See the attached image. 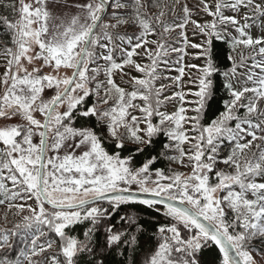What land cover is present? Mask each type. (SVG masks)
Masks as SVG:
<instances>
[{
    "label": "rangeland",
    "instance_id": "obj_1",
    "mask_svg": "<svg viewBox=\"0 0 264 264\" xmlns=\"http://www.w3.org/2000/svg\"><path fill=\"white\" fill-rule=\"evenodd\" d=\"M166 3L163 8L172 19L166 26V38L173 44L160 45L151 35L140 36L120 40L114 51L109 40H103L97 64L90 65L86 58L73 86L53 110L47 128L43 179L50 203L66 206L108 193L133 192L183 202L212 223L222 214L220 191L241 182L242 175L259 172L261 175L248 184L246 195L257 199L264 194V0ZM101 11L95 0H20L14 54L11 60L0 56V189L5 184L11 196L19 195L12 211L21 230L25 227V234L30 231L39 235V223L45 216L58 234L82 217L80 210L49 211L38 197L40 126L51 103L69 82L87 33ZM212 34L229 40L232 46L233 68L224 77L231 98L213 124L201 129L195 115L208 89L204 55ZM89 67L104 73L101 82L111 80L121 90L115 106L121 117L115 121L127 124L136 119L140 143L164 128L152 125V115L165 123L169 139L179 143L184 153L173 177L150 172L146 167L130 172L124 159L104 154L89 132H58L60 118L90 92L84 77ZM256 117L261 121L251 123ZM21 127L29 129L23 148L16 141ZM221 139L232 141L239 173L222 176L218 185L211 187L206 149ZM24 148L26 152L22 153ZM240 194L235 192L231 198L238 200ZM93 213L91 208L86 216ZM176 217L195 231L186 243L189 249L207 242L202 229L182 216ZM246 218L254 234L264 231V196ZM33 223H37L36 229ZM2 228L7 227H0V231ZM7 233L8 228L2 233L3 241ZM240 238L234 241L240 242ZM76 250V242L71 241L64 253L71 257ZM262 251L242 248L241 257L246 264H264ZM28 255L13 264H35L41 257L33 252ZM154 264L177 263L160 253L154 257Z\"/></svg>",
    "mask_w": 264,
    "mask_h": 264
},
{
    "label": "trees",
    "instance_id": "obj_2",
    "mask_svg": "<svg viewBox=\"0 0 264 264\" xmlns=\"http://www.w3.org/2000/svg\"><path fill=\"white\" fill-rule=\"evenodd\" d=\"M102 1L107 5V13L92 36L83 62L87 58L91 61L90 65L97 64L103 40H109L114 51L120 40L137 39L140 36L151 35L160 45L174 43L166 38V26L172 20L163 8L167 5L166 0ZM19 3L20 0H0V56L4 60L6 56L11 60L14 54ZM231 53L229 40L217 38L214 34L210 36L204 55L208 89L195 115L201 129L213 124L231 98L224 79L233 68ZM103 76L101 70L93 67L86 69L84 77L90 92L68 115L60 118L58 132H89L95 136L104 154L124 159L130 172L146 167L150 172L173 177L184 156L180 144L169 139V129H166L165 123H159L154 115L151 117L152 125H163L164 128L149 135L145 143H140V136H137L140 130L137 134L139 127L136 119L127 124L115 121L121 117L115 111L121 90L111 80L101 82ZM260 121L256 117L250 122L258 124ZM20 130L16 141L18 147L23 148L29 129L21 127ZM234 149L232 141L225 139L213 142L206 149L205 161L211 165L208 172L209 186H217L222 176L238 175L235 154H232ZM25 152L24 148L22 153ZM260 175L252 170L242 175L241 182L231 184L219 193L222 214L212 224L229 239L240 257L242 248L264 252V231L254 234L246 224L248 212L259 197L264 196L257 195L258 198L254 199L246 195L249 193L248 184ZM16 188L19 193L20 188ZM9 192L3 184L0 189V227L6 226L10 233L5 237L6 242L2 240V233L7 228L0 231V263H17L19 257H30L28 254L33 252L41 256L35 264H154V257L160 253L177 264H226L218 247L207 236V242L201 247L189 249L186 243L195 231H190L178 221V213L156 204L112 200L86 206L80 209L82 217L64 227L62 234L55 231L51 219L45 216L39 223V235H33L30 231L25 234V227L21 230V224L17 223L19 221L12 210L17 205L19 195L13 197ZM235 192H241L238 200L231 198ZM91 208L94 213L88 217L86 215ZM36 224L33 223V229H36ZM238 236L241 237L240 242L234 241ZM71 241L76 242L77 250L67 257L64 250Z\"/></svg>",
    "mask_w": 264,
    "mask_h": 264
},
{
    "label": "water",
    "instance_id": "obj_3",
    "mask_svg": "<svg viewBox=\"0 0 264 264\" xmlns=\"http://www.w3.org/2000/svg\"><path fill=\"white\" fill-rule=\"evenodd\" d=\"M102 5V12L99 15V17L96 19V21L93 23L87 37L84 43V46L82 48V51L80 53V56L78 58V61L76 63V66L74 68V71L72 73V76L65 87V89L60 93V95L54 100V102L51 104L49 110L47 111L43 124L41 126L42 135H41V143H40V152H39V163H38V173H37V188H38V194L41 199V201L48 206L51 209L59 210V211H73L78 210L80 208L90 206L93 204L105 202V201H112V200H134L139 202H146L150 204H156L159 206H162L164 208L170 209L193 223H195L198 227H200L207 236L213 241V243L218 247L220 250L226 264H245L242 258L239 256L233 245L230 243V241L225 237V235L212 223H210L208 220H206L204 217H202L199 213H197L194 209H192L190 206L186 205L183 202L156 196V195H149V194H140V193H133V192H113L108 193L104 195H100L97 197H94L92 199L73 204V205H66V206H58L50 203L48 199L46 198L43 190V171H44V159H45V150H46V141H47V124L48 120L50 118V115L52 111L54 110L55 106L64 98V96L68 93L70 90L77 73L79 71L81 62L83 60V57L86 53V50L88 48V45L90 43L91 37L98 26V24L101 22L103 17L106 14L107 7L104 2L101 0H96ZM38 77H42V73H39Z\"/></svg>",
    "mask_w": 264,
    "mask_h": 264
}]
</instances>
